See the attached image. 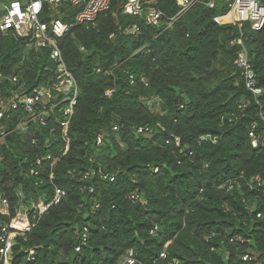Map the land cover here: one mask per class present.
<instances>
[{"label":"trees","instance_id":"16d2710c","mask_svg":"<svg viewBox=\"0 0 264 264\" xmlns=\"http://www.w3.org/2000/svg\"><path fill=\"white\" fill-rule=\"evenodd\" d=\"M10 1L0 0V16ZM146 1L165 18L181 7L180 0ZM125 2L112 0L95 25H73L58 38L79 89L67 134L51 118L45 127L11 132L0 145V194L13 215L18 188L27 205L50 200L53 184L66 189L30 232L18 235L12 264H117L130 249L138 264H264V25L219 22L228 7L218 2L196 4L164 30L126 14ZM74 13L66 5L59 17L71 24ZM241 33L263 88L257 100L239 80L238 45L231 41ZM50 50L0 32V68L18 73L28 87L56 76ZM254 122L256 147L249 135ZM141 126L148 133H138ZM100 133L104 144L96 146ZM208 134L217 142L200 140ZM48 153L45 184L38 185L25 158ZM98 165L115 180L80 178ZM8 220L0 211V225ZM84 225L88 242L76 252Z\"/></svg>","mask_w":264,"mask_h":264},{"label":"built area","instance_id":"2783aa9c","mask_svg":"<svg viewBox=\"0 0 264 264\" xmlns=\"http://www.w3.org/2000/svg\"><path fill=\"white\" fill-rule=\"evenodd\" d=\"M180 10L169 18L164 17V13L157 6L150 5L146 0H126L124 12L133 16H143L148 25L168 29L190 8L198 3H203L210 8H214L218 2L227 5V13L216 17L222 23L234 22L241 29L245 22H249L252 29L259 30L264 25V6L259 0H180ZM112 0H11L3 5V14L0 16V32L7 35L9 32L25 38L28 45L37 49L50 48V56L56 63V76L47 83L27 86V81L21 79L16 72H5L0 68V145L6 137L13 131L27 133L34 125L45 127L49 120L54 118L67 134L70 119L74 114L77 105L79 89L74 75L68 70L64 61L58 38L64 36L73 25L96 24L100 14L111 7ZM71 6L74 13L73 23H66L59 17L61 10L65 6ZM131 32H138L137 28ZM232 45H238L236 66L239 71V80H242L245 88L256 98L263 93V88L258 85L256 74L250 61L249 51L244 42L243 34L231 41ZM140 48L138 51L142 50ZM134 76L130 75V83H134ZM112 90L106 91L110 94ZM183 107V105H181ZM243 113L246 103L242 102L238 106ZM59 109L61 118L56 116ZM235 112L230 113V121L237 119ZM224 120V119H223ZM257 124L251 125L249 135L254 147L261 142L260 135L256 131ZM117 126L113 129L117 130ZM148 127H139L138 133H148ZM53 133L54 129L51 128ZM32 144L38 145V137L32 135ZM176 145L180 146V138L176 137ZM200 140H211L217 142L216 137L203 135ZM264 144V138L262 139ZM104 144V134L97 135L95 145ZM190 154L192 151L189 152ZM2 157H0V160ZM52 159L50 153L36 154L34 157H26L31 176L36 179V184L44 185L42 178L44 161ZM156 168L155 170H157ZM80 178L91 180L97 176L105 180L114 181L115 174L106 171L101 165L90 166L80 173ZM51 178V176H50ZM258 179V178H257ZM54 185V195L50 200H45L40 204L30 205L23 202L24 193L18 188V196L21 198L20 204L15 208L13 215L10 209L9 199L0 194V211L9 217V220L0 225V264H12L14 247L17 243L18 235H25L30 232L40 215L60 202L66 194V189L56 184ZM93 189L90 188V191ZM130 200L135 203L140 200L138 193H132ZM99 205L97 204L96 207ZM158 226H154L151 233H155ZM90 227L84 225L79 233V241L75 246V251L79 252L87 244ZM32 260L34 249H30ZM160 257L166 258L167 252H161ZM244 260L251 259L250 254H244ZM175 261V260H174ZM117 264H138L136 253L133 249L128 250L124 257Z\"/></svg>","mask_w":264,"mask_h":264}]
</instances>
